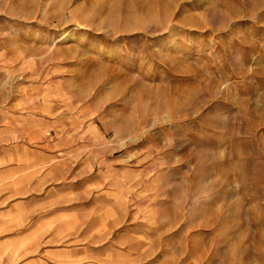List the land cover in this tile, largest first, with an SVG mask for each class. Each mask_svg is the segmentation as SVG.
Segmentation results:
<instances>
[{"label": "rangeland", "instance_id": "obj_1", "mask_svg": "<svg viewBox=\"0 0 264 264\" xmlns=\"http://www.w3.org/2000/svg\"><path fill=\"white\" fill-rule=\"evenodd\" d=\"M0 151L21 264H264V0H0Z\"/></svg>", "mask_w": 264, "mask_h": 264}, {"label": "crops", "instance_id": "obj_2", "mask_svg": "<svg viewBox=\"0 0 264 264\" xmlns=\"http://www.w3.org/2000/svg\"><path fill=\"white\" fill-rule=\"evenodd\" d=\"M4 153L0 151V166L4 161ZM1 171V169H0ZM5 179L0 175V264H21V246L35 248V237L37 226L20 223V204L17 201L11 202ZM32 259L28 264L32 263Z\"/></svg>", "mask_w": 264, "mask_h": 264}, {"label": "bare ground", "instance_id": "obj_3", "mask_svg": "<svg viewBox=\"0 0 264 264\" xmlns=\"http://www.w3.org/2000/svg\"><path fill=\"white\" fill-rule=\"evenodd\" d=\"M65 38H66V39H68V38H69V36H68V35H65ZM62 41H63V40H62Z\"/></svg>", "mask_w": 264, "mask_h": 264}]
</instances>
